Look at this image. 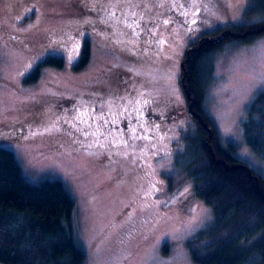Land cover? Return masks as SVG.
I'll list each match as a JSON object with an SVG mask.
<instances>
[{
  "label": "rangeland",
  "instance_id": "1",
  "mask_svg": "<svg viewBox=\"0 0 264 264\" xmlns=\"http://www.w3.org/2000/svg\"><path fill=\"white\" fill-rule=\"evenodd\" d=\"M88 1L0 0V147L15 152L30 181L57 178L68 187L76 200L75 239L88 253L87 264H197L185 241L207 229L214 212L187 178L192 143L199 134L215 137L232 157L264 173V157L241 128L251 99L264 90V15L257 0H175L180 8L173 0L162 6L91 0L160 15L172 5L162 41L149 16L138 17L140 30L133 32L125 21L119 26L89 12ZM230 28L235 34L220 36ZM206 31L220 36V48L199 119L183 89V60L190 44L206 43ZM87 39L90 60L76 69ZM48 55L63 56L65 66H44L28 80ZM140 90L151 104L149 124L164 132L155 144L144 142L156 152L148 166L133 146L113 152L117 144L87 142L66 116L92 107L108 115L110 106L121 109ZM152 133L129 144L153 140ZM169 171L176 174L173 186Z\"/></svg>",
  "mask_w": 264,
  "mask_h": 264
},
{
  "label": "trees",
  "instance_id": "2",
  "mask_svg": "<svg viewBox=\"0 0 264 264\" xmlns=\"http://www.w3.org/2000/svg\"><path fill=\"white\" fill-rule=\"evenodd\" d=\"M257 3L260 14L264 15V0H257ZM130 15V24L134 21L139 24ZM128 24L129 21L126 26ZM151 24L147 23L145 29L154 28L158 39L163 41L162 32H167L168 25ZM228 32L235 34L230 28L220 36ZM213 33H201L206 43L197 41L195 48H191L195 42L190 44L183 60V89L191 104L190 111L199 119L201 101L206 99L213 85V59L220 48L217 44L220 36ZM90 47L87 39L81 59L74 65L76 69L84 68L89 62ZM44 66L59 69L65 66V59L58 55L46 56L28 80L37 78ZM137 122L139 127H136ZM152 126H158L157 122ZM139 128V119L134 121L133 127H123L121 148H137L134 150L139 152V161L148 166L153 156L141 154L144 149H150L144 142L151 141L129 144L140 135ZM241 128L247 144L264 157V90H259L251 99ZM191 146L187 178L200 199L211 205L214 212L213 219L206 223L207 229L185 241L194 261L197 264H264V173L232 157L220 148L215 137L199 134ZM167 176L173 186L175 171H169ZM75 209L76 200L61 179L30 181L15 152L0 147V264H87L88 253L75 239Z\"/></svg>",
  "mask_w": 264,
  "mask_h": 264
},
{
  "label": "flooded vegetation",
  "instance_id": "3",
  "mask_svg": "<svg viewBox=\"0 0 264 264\" xmlns=\"http://www.w3.org/2000/svg\"><path fill=\"white\" fill-rule=\"evenodd\" d=\"M148 3L151 6H162L164 4V0H147ZM175 3L172 5L176 8H180L181 5L179 3H176L175 0H173ZM176 4L178 6H176ZM123 4L120 8H114L111 5H105L101 2L97 4L93 3L91 0H89L85 6L87 7V10L89 12L97 14L101 20L103 21H109V22H117L119 26L123 24L125 21V25L128 23L130 24L129 17L131 16L133 12L136 13V16L134 19L136 21H139V18L142 16L143 18L145 16H149L150 20H156L157 22H164L165 20L170 22V16H172V10L173 6L170 5V7H167V10H165V13L159 14L156 11H145L141 10L139 7L135 5H129ZM115 13V15H113ZM139 17V18H138ZM167 18V19H166ZM155 21H149V23H152ZM122 23V24H121ZM148 23V24H149ZM152 25V24H150ZM131 29V28H130ZM133 31V29H132ZM145 92L141 91L139 93V96L137 99L131 101V103H128L127 100H125L122 105L121 109L119 107H112L108 109V115L99 113L95 111V108H88L83 109V111L75 112V116L73 114L66 115L67 117L71 119V122H74L75 129L80 132V134L83 136L84 139L92 143L97 144H117L121 145V131H123V127H129L130 125L133 127L134 121H138V119L142 122L141 128L143 126L149 125L148 128L143 131V134H151L154 137L153 140H150L151 143L155 142V139L157 140L162 139L163 131L162 126H152L153 123L149 124V119H152L154 116L149 113L150 109V102L147 99L146 95L144 96ZM147 101V103H145ZM104 103H99V105H103ZM107 104V103H105ZM81 113H84L83 116H81V119H76L77 116H80ZM149 118V119H148ZM147 119L148 123L143 124V120ZM167 118L159 119V121H165ZM83 121V122H81ZM151 125V126H150ZM23 133V129L21 130ZM140 135H143L141 131L139 132ZM82 138V139H83ZM121 149V146H118V148L111 149L110 151L115 152V150ZM145 151L141 155H154L156 152L150 151L148 149H144ZM121 153V151H120ZM141 153V152H140Z\"/></svg>",
  "mask_w": 264,
  "mask_h": 264
},
{
  "label": "snow or ice",
  "instance_id": "4",
  "mask_svg": "<svg viewBox=\"0 0 264 264\" xmlns=\"http://www.w3.org/2000/svg\"><path fill=\"white\" fill-rule=\"evenodd\" d=\"M181 7H184V6L181 5ZM113 15H115V13H113ZM132 15L135 17V16H136V13L133 12ZM185 15H187V13H185ZM140 19H143V17L141 16ZM164 23H168V21L165 20ZM192 23L195 24L196 21L193 20ZM134 24H135V21H134L133 24H128V25H127L129 28H132V29H133V32H135V31L139 28V24H135V27H134ZM145 26L147 27V22H145ZM261 26L264 27V25H261ZM153 27H154V25H153ZM148 30L151 31L150 28H149ZM71 50H72V49L70 48L69 51H71ZM69 59H71V57H69ZM261 84H264V80L261 81ZM145 103H147V101H145ZM83 115H84V113H81L80 116H77V117H76V119H78V120L81 119V116H83ZM81 122H83V121H81Z\"/></svg>",
  "mask_w": 264,
  "mask_h": 264
},
{
  "label": "water",
  "instance_id": "5",
  "mask_svg": "<svg viewBox=\"0 0 264 264\" xmlns=\"http://www.w3.org/2000/svg\"><path fill=\"white\" fill-rule=\"evenodd\" d=\"M184 64V63H183Z\"/></svg>",
  "mask_w": 264,
  "mask_h": 264
}]
</instances>
